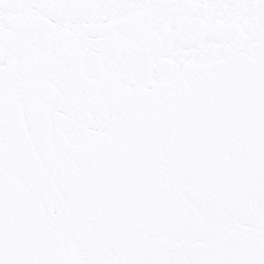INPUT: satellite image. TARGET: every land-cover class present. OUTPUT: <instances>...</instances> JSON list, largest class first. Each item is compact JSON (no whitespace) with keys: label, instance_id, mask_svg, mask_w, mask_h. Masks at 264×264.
<instances>
[{"label":"snow or ice","instance_id":"obj_1","mask_svg":"<svg viewBox=\"0 0 264 264\" xmlns=\"http://www.w3.org/2000/svg\"><path fill=\"white\" fill-rule=\"evenodd\" d=\"M0 264H264V0H0Z\"/></svg>","mask_w":264,"mask_h":264}]
</instances>
